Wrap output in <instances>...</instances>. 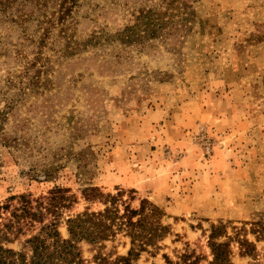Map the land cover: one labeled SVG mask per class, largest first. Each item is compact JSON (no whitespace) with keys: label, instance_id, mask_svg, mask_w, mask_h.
I'll list each match as a JSON object with an SVG mask.
<instances>
[{"label":"rangeland","instance_id":"374dc122","mask_svg":"<svg viewBox=\"0 0 264 264\" xmlns=\"http://www.w3.org/2000/svg\"><path fill=\"white\" fill-rule=\"evenodd\" d=\"M53 190L65 238L108 195L154 205L168 232L133 264H211L213 225L264 264V0H0V202Z\"/></svg>","mask_w":264,"mask_h":264},{"label":"trees","instance_id":"16d2710c","mask_svg":"<svg viewBox=\"0 0 264 264\" xmlns=\"http://www.w3.org/2000/svg\"><path fill=\"white\" fill-rule=\"evenodd\" d=\"M96 190L93 188L91 191L95 193ZM56 191L36 198L30 193L11 195L5 202H0V264H85L78 245L80 241L103 242L115 237L119 231H124L131 239L128 254L119 255L113 260L103 257L98 264H133V257L146 251L149 246H156L168 232V227L161 223V214L154 205L148 207L143 200L138 208L129 205L120 208L117 196L108 195L103 200L106 206L101 210H86L68 218L70 236L65 238L58 225L61 201ZM86 195L96 199L95 194ZM47 214L52 217L45 221ZM39 222V230L27 237L21 249L7 246L24 232L26 226L34 227ZM222 228V225H213L209 236L213 250L211 264H232L228 258V243L215 241ZM241 241V245L247 244L246 240Z\"/></svg>","mask_w":264,"mask_h":264}]
</instances>
